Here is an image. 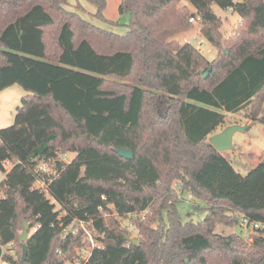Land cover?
Returning a JSON list of instances; mask_svg holds the SVG:
<instances>
[{
  "label": "trees",
  "instance_id": "16d2710c",
  "mask_svg": "<svg viewBox=\"0 0 264 264\" xmlns=\"http://www.w3.org/2000/svg\"><path fill=\"white\" fill-rule=\"evenodd\" d=\"M88 1L104 19L106 1ZM66 2L0 0V90L25 91L0 128V258L65 264L84 242L62 226L84 220L98 244L84 264H264V227L247 239L214 231L241 216L264 225V161L241 175L208 141L227 113L264 124L263 0H120L123 34ZM214 5L240 18L225 40ZM192 14L217 48L212 60L173 39L195 26ZM182 191L206 201L203 219L182 220ZM23 220L33 229L25 260ZM10 242L17 257L1 248Z\"/></svg>",
  "mask_w": 264,
  "mask_h": 264
},
{
  "label": "rangeland",
  "instance_id": "374dc122",
  "mask_svg": "<svg viewBox=\"0 0 264 264\" xmlns=\"http://www.w3.org/2000/svg\"><path fill=\"white\" fill-rule=\"evenodd\" d=\"M80 1L85 4L83 5L85 7L84 9L76 8V10L81 12L84 17H86V19H89L98 26L119 34H123L127 31V27L122 25L128 22L127 14L122 17L120 24L116 25V23L105 18L99 19L95 15L97 7L94 4L88 2L87 0ZM107 1L108 8H113L114 0ZM70 3H76V0H67L65 3L67 7L75 8L74 6H70ZM190 10H192L191 7ZM213 10L221 20L220 32L222 39L225 40L235 34L238 29L237 26L240 19L239 15L228 8L222 9L216 5L213 6ZM197 32L198 29L196 26H194L185 32L174 35L173 39L179 43L190 42L208 60H212L217 54V48L206 39H202L203 43L198 46L196 44V40H194V36L197 34ZM200 39L201 38H197V40ZM23 94H25V91L18 84L2 87L0 90V128L7 127L13 123L16 108L20 105V98ZM262 113H264V104L262 106ZM234 123L240 125L248 124L249 129L246 132H235L232 139L234 150H228L222 152V154L229 159L236 171H238L241 175H246L247 172L259 161H264V124H261L257 121L252 122L251 120H247L245 118V114L240 112L227 113L226 126ZM71 156V154H67L68 159ZM51 170L54 172L53 167H51ZM178 194L179 196L178 200L176 201V207L183 221L198 222L205 217L207 209L206 201L195 198L185 191L179 192ZM50 200L54 202L53 199L50 198ZM56 209H59V206H56ZM63 215L64 213L61 212L60 216ZM111 216L115 215L111 214ZM121 222L122 227L124 226L128 228V219L121 220ZM129 228L130 236L135 238L136 231L132 227ZM32 231L33 229H31L29 233L31 234ZM214 231L225 236L229 234H237L243 239H247L254 230L252 226L245 227L240 223H235L233 225L216 223ZM78 247L79 246H76L74 248V261L66 260L65 264H76V262L80 260V257L77 255ZM5 251L13 257L18 256L15 245L11 247H4V252Z\"/></svg>",
  "mask_w": 264,
  "mask_h": 264
},
{
  "label": "built area",
  "instance_id": "2783aa9c",
  "mask_svg": "<svg viewBox=\"0 0 264 264\" xmlns=\"http://www.w3.org/2000/svg\"><path fill=\"white\" fill-rule=\"evenodd\" d=\"M235 1L236 0H234V2ZM263 3H264V0H263ZM228 9L232 10L231 8H228ZM189 22L194 24L198 29L197 34L194 36V40H196V44L199 46L203 43L202 39H204L200 33V28H201L200 24L202 22V19L200 16L192 14L189 17ZM197 38H201V39L197 40ZM62 159L64 161H67L68 160L67 154H63ZM3 166L5 169H8L9 163L5 162L3 164ZM38 171L42 172V173H46V172H48V166L45 163H40L38 166ZM4 175L5 174L3 172H0V181L3 179ZM39 185H41V183L38 180L36 182V186H39ZM71 224H73V225H71ZM240 224L242 226H245V227L252 226V228L264 227L263 224H261L259 222L250 221L245 216L240 217ZM88 225H89V223L84 221V220H76V221L71 220V222L67 226H62V236H65L69 231H71L73 234H76L78 232H81V234H82L84 244L80 245L77 248V255L80 257V260L78 262H76V264H84L85 261L88 259L89 255L91 254V250L96 245H98L97 242L95 241L94 237H93L92 230L89 228ZM128 226L133 228L131 223H129ZM9 246L10 247L13 246V243L10 242L6 246H2L1 248L4 251V247H9ZM0 264H11V263L0 258Z\"/></svg>",
  "mask_w": 264,
  "mask_h": 264
},
{
  "label": "water",
  "instance_id": "95a60500",
  "mask_svg": "<svg viewBox=\"0 0 264 264\" xmlns=\"http://www.w3.org/2000/svg\"><path fill=\"white\" fill-rule=\"evenodd\" d=\"M228 50H226V53ZM210 68H206L202 71L203 78H206ZM249 129L248 124L240 125L237 123L230 124L225 126L220 131L216 132L215 134L211 135L208 138L209 143L218 151V152H225L228 150H234L233 145V135L235 132H246ZM117 154L124 159H131L132 158V151L127 148L120 147L117 149ZM30 232V225L26 220H23V230L19 234L18 240L21 243V254L22 259L25 260L27 256V248H26V241L28 239ZM130 241L137 243L138 240L133 237L128 238Z\"/></svg>",
  "mask_w": 264,
  "mask_h": 264
},
{
  "label": "crops",
  "instance_id": "0c3cea01",
  "mask_svg": "<svg viewBox=\"0 0 264 264\" xmlns=\"http://www.w3.org/2000/svg\"><path fill=\"white\" fill-rule=\"evenodd\" d=\"M73 1V0H72ZM88 1V0H87ZM106 1V6H105V8H104V10L102 11V15H103V17L105 18V19H107V20H110V21H112V22H117V23H120V20L122 19V17L125 15V14H123V15H120L119 14V12L117 11L118 10V6H119V3H120V0H114V7L113 8H108V1L107 0H105ZM88 2H90V1H88ZM82 3V4H81ZM91 3V2H90ZM71 4V3H70ZM69 4V5H70ZM112 4V5H113ZM83 5H85L83 2H81L80 0H76V3H72L70 6H74L75 8H72V7H67L66 5H65V7L68 9V10H71V11H75V12H77V13H79L84 19H86V17H84V15L81 13V12H79V11H77L76 10V8H82V9H84V7L85 6H83ZM96 11H97V9H96ZM86 20H88L89 22H91L92 24H94V25H96L95 23H93L92 21H90L89 19H86ZM239 21H240V19H239ZM239 21H238V23H239ZM124 24H126V23H124ZM96 26H98V25H96ZM99 27H101V26H99ZM101 28H103V27H101ZM103 29H106V28H103ZM106 30H108V29H106ZM110 31V30H109ZM113 32V31H112ZM116 33V32H115ZM24 95V94H23ZM22 95V96H23ZM21 96V97H22Z\"/></svg>",
  "mask_w": 264,
  "mask_h": 264
}]
</instances>
